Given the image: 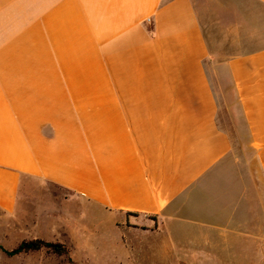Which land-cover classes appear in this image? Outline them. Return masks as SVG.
<instances>
[{
  "label": "crops",
  "instance_id": "obj_1",
  "mask_svg": "<svg viewBox=\"0 0 264 264\" xmlns=\"http://www.w3.org/2000/svg\"><path fill=\"white\" fill-rule=\"evenodd\" d=\"M29 181L170 256L264 264V0H0V213Z\"/></svg>",
  "mask_w": 264,
  "mask_h": 264
},
{
  "label": "rangeland",
  "instance_id": "obj_2",
  "mask_svg": "<svg viewBox=\"0 0 264 264\" xmlns=\"http://www.w3.org/2000/svg\"><path fill=\"white\" fill-rule=\"evenodd\" d=\"M220 117L227 130L233 128L231 116L222 105ZM236 117L242 126L239 115ZM28 185L32 195L21 206L28 214L12 217L0 213V247L11 250L23 237L32 238L36 235L40 240L63 245L66 253L58 255L40 249L10 256L0 250V264H15L17 260L14 257L22 258L17 264H216L206 263L202 257L194 255L190 248L183 249V252L180 250V256L179 252L177 256H170L167 248L158 247L162 244L163 235L146 239V236L127 237L130 234L123 235L115 227L114 215L73 201L60 188L49 186L44 189L30 181ZM53 222L58 226L53 225L55 229L52 230V226L46 223ZM123 223L122 219L116 224L119 226ZM122 236L127 237L126 240L121 239Z\"/></svg>",
  "mask_w": 264,
  "mask_h": 264
},
{
  "label": "trees",
  "instance_id": "obj_3",
  "mask_svg": "<svg viewBox=\"0 0 264 264\" xmlns=\"http://www.w3.org/2000/svg\"><path fill=\"white\" fill-rule=\"evenodd\" d=\"M40 249L50 250L58 255H62L66 253L63 245L58 243L46 242L40 239L23 240L11 250H5L2 247H0V250H2L3 252H5L7 255L10 256L21 253L38 251Z\"/></svg>",
  "mask_w": 264,
  "mask_h": 264
}]
</instances>
